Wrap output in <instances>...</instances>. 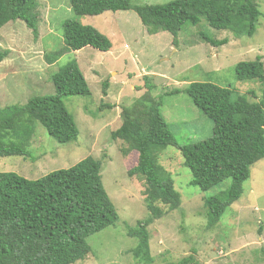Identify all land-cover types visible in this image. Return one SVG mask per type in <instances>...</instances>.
<instances>
[{"label":"rangeland","instance_id":"rangeland-1","mask_svg":"<svg viewBox=\"0 0 264 264\" xmlns=\"http://www.w3.org/2000/svg\"><path fill=\"white\" fill-rule=\"evenodd\" d=\"M37 1V38L23 21L9 23L0 30V52L10 51L0 62V107L24 105L34 95L53 94L52 74L74 59L92 94L64 98L79 128L77 141L60 144L37 123L29 148L31 157H0V172L37 180L53 171L73 167L89 156L101 160L103 185L117 209L119 221L90 236L92 252L76 264H141L132 253L138 239L127 234L128 226L134 227L150 214L143 195L145 181L128 174L137 165L139 153H127L129 145L112 139V133L121 127L125 111L133 118L140 115L138 100L146 92V76L156 85L151 95L161 100L162 114L182 146L210 139L214 123L185 93L167 92L186 89L193 82H211L233 90L235 97L245 95L250 102H259L264 82L238 81L235 67L257 56H263L264 61V16L251 38H237L203 20L197 27L185 26L174 45L169 32L150 35L133 9L77 17L69 0ZM171 1L132 0V4ZM257 2L264 14V0ZM68 19L92 26L108 37L111 51L86 47L49 65L45 54L64 47L62 27ZM201 32L216 40L228 38L229 43L211 46L202 40ZM158 164L172 176L182 195V206L169 211L159 204L167 212L149 227L153 264L179 263L192 254L200 264H264V159L252 167L250 179L243 184L242 197L213 230L206 228L205 200L226 189L231 180L208 192L190 185L191 172L175 147L161 149Z\"/></svg>","mask_w":264,"mask_h":264},{"label":"trees","instance_id":"trees-1","mask_svg":"<svg viewBox=\"0 0 264 264\" xmlns=\"http://www.w3.org/2000/svg\"><path fill=\"white\" fill-rule=\"evenodd\" d=\"M77 17L98 16L105 12L133 9L150 35L169 32L177 44L185 26H199L204 20L216 30L237 38L253 37L264 16L257 0H173L166 4L133 5L132 0H69ZM37 0H0V30L9 23L23 21L39 36ZM60 50L45 54L54 65L67 53L92 47L109 52L112 43L92 26L76 19L63 23ZM204 42L214 47L229 43L200 33ZM10 51L0 52V62ZM242 82H264L263 56L241 61L235 67ZM146 92L138 100L139 116L125 111L112 139L129 145L127 153L137 151L136 166L129 177H142L143 195L150 212L127 234L138 239L133 257L138 263L153 264L149 227L164 217L166 210L177 211L182 195L172 176L158 164L161 149L175 147L192 175L190 185L203 192L231 184L205 200L206 228L213 230L228 209L244 193L243 184L251 177L252 167L264 159V87L259 102L245 95L235 97L233 90L211 82H193L186 89L167 95L185 93L197 108L214 123L213 136L197 143L179 145L162 114L161 100L152 97L156 85L145 78ZM54 93L34 95L24 105L0 107V157H31L32 139L40 123L60 144L77 141L79 128L67 109L64 98L89 97L92 92L77 60H71L51 76ZM106 84L104 87L106 88ZM103 162L87 157L68 169L53 171L37 180H28L13 172H0V264H76L92 252L88 238L116 225L119 214L102 180ZM200 264L194 254L179 263Z\"/></svg>","mask_w":264,"mask_h":264}]
</instances>
